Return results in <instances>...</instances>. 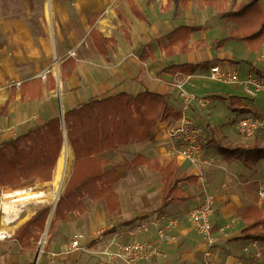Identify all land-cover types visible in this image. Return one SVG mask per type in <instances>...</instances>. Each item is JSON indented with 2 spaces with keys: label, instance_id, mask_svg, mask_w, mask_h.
<instances>
[{
  "label": "crops",
  "instance_id": "0c3cea01",
  "mask_svg": "<svg viewBox=\"0 0 264 264\" xmlns=\"http://www.w3.org/2000/svg\"><path fill=\"white\" fill-rule=\"evenodd\" d=\"M249 1L0 0V144L52 118L60 119L61 112L64 114L90 100L121 92L136 95L148 90L164 95L167 103L179 113L181 100L177 96V83L183 82L192 91L193 80L207 78L211 65H219L225 71L230 70V63L240 66L228 49L217 47V42L237 28V24L222 16ZM258 7L264 12V0L258 1ZM178 27L198 29L188 36L191 50L181 52L179 47H174V52L167 54L166 36ZM92 31L94 36H91ZM102 38L110 40L109 44L102 46ZM104 51L107 56L103 55ZM251 55L253 62L244 60L250 66L247 75L264 80V47ZM201 63H206V68L192 75L164 71L170 66ZM43 71H49L48 79L36 82ZM17 82L24 84L22 88L13 87ZM191 109L197 107L191 106ZM171 124L173 121L160 122L151 131L150 140L130 143L101 155L121 174L113 189L120 212L110 214L103 200L95 202L86 198L89 204L85 203V214L75 220V212L67 214L54 224L55 227L53 225L48 248L38 264L45 261L46 253L60 252L73 234L82 236L80 244L87 251L60 256L56 264H100L97 255L100 249L111 243L119 245L135 239L128 235L132 224L162 216L177 218L173 230L177 243L158 240L153 230L136 237L138 241L152 242L162 254L141 264H248L253 242L237 239L248 223L256 219L255 213H250L246 219L243 214L248 208H259L254 200L255 188L262 180L257 179V168L243 171L237 167L239 162H226L219 156V161L215 158L209 163L210 156L203 153L196 162L170 155L168 132ZM210 129L204 132L203 139ZM251 139L253 142L255 137ZM72 156L73 169V152ZM137 156L144 157L152 168L141 164L121 169L124 161L130 164ZM167 165H172L178 176L195 178L192 183H179L193 197L192 201H172L163 205L160 169ZM125 172L130 174L127 183L123 182ZM204 194L215 198L211 217L215 242L210 248L188 220L189 209L198 204ZM40 202L26 206L11 229L13 234L39 210ZM156 211L162 214H155ZM113 217L117 218L114 222ZM99 227L112 233L107 236L103 232L95 233ZM89 240H92L91 246ZM254 246L257 247V242ZM110 248L115 250L113 245ZM22 254L28 259L22 261ZM36 254V250L21 253L14 235L0 241V264H34Z\"/></svg>",
  "mask_w": 264,
  "mask_h": 264
},
{
  "label": "trees",
  "instance_id": "16d2710c",
  "mask_svg": "<svg viewBox=\"0 0 264 264\" xmlns=\"http://www.w3.org/2000/svg\"><path fill=\"white\" fill-rule=\"evenodd\" d=\"M259 0H250L239 4L235 10L222 17L237 24L223 39L217 42L222 47L229 40L239 41L251 51H259L264 46V12L258 7ZM198 29L178 27L166 36L167 54L179 47L181 52H188V36ZM94 32H91V36ZM102 46L110 40L100 39ZM198 43H196L197 45ZM104 56L107 53L103 52ZM206 63L196 65L170 66L164 71L172 74L192 75L206 68ZM49 74V73H48ZM49 75L46 76L48 79ZM36 82L41 79H35ZM52 80V78H51ZM24 84L21 85V88ZM227 100V98H224ZM229 103L239 106L236 110L247 111L238 98L230 97ZM64 127L67 142L74 155L71 175L59 196L54 211L53 225L75 212L78 216L86 213L84 200H103L110 214L119 213L120 205L114 186L121 179L120 172L102 158L105 152L115 151L130 143H142L151 139V131L160 122L175 121L179 117L166 100V96L144 90L136 95L124 92L105 98L90 100L74 109L64 112ZM257 137L249 144L237 143L233 146H218L217 155L223 161H237L244 168L252 170L264 161V143ZM262 137V136H261ZM64 134L58 117L38 125L26 133L0 144V188L19 184L36 177L48 178L55 167L63 146ZM141 164L152 168L142 156H137L130 164L126 161L121 169L128 170ZM163 181L161 200L163 205L172 201L186 203L193 197L180 186L181 181L194 182L192 176H178L172 165L160 169ZM49 207H42L14 233V239L21 253L34 252V243L43 233ZM250 213L256 219L248 223L237 241L264 242V215L260 208H248L243 214L246 219Z\"/></svg>",
  "mask_w": 264,
  "mask_h": 264
},
{
  "label": "built area",
  "instance_id": "2783aa9c",
  "mask_svg": "<svg viewBox=\"0 0 264 264\" xmlns=\"http://www.w3.org/2000/svg\"><path fill=\"white\" fill-rule=\"evenodd\" d=\"M74 56V53H70ZM49 71L39 74L41 80H45ZM208 79L212 82L233 85L241 88L245 97L255 98L260 92H264V80L255 75L248 74L240 78L236 72L223 70L219 65H211L208 69ZM19 82L13 87L19 88ZM177 96L181 100L179 117L170 125L169 154L181 157L191 162H196L201 156V144L203 141V128L193 119L187 116L191 106L199 109L207 107V100L195 96L189 91L183 82L176 84ZM239 135L254 138L256 135L264 137V115H245L237 123ZM36 187L3 188L0 192V241L13 237L12 227L19 221L26 206L34 202H40L43 198ZM44 194V193H43ZM258 206L264 205V185H259L256 191ZM215 198L211 194H204L202 200L188 211V220L194 231L201 237L203 243L210 248L215 239L212 234L211 217L214 213ZM53 207V206H52ZM178 223L177 218L162 216L150 221H138L130 226L128 235L135 238L146 235L151 230L158 240L167 243H177V237L173 233ZM80 234H73L70 242L60 252L46 253L42 264H56L57 258L74 252H86L87 248L80 244ZM132 240L124 244H109L97 252L100 264H141L149 263L153 259L162 256L161 252L150 241ZM115 246L111 250L110 246ZM254 245V242H253ZM205 255H209L206 251ZM41 256V253H40ZM39 256V258H40ZM39 261V259H38ZM38 264V262H37Z\"/></svg>",
  "mask_w": 264,
  "mask_h": 264
},
{
  "label": "rangeland",
  "instance_id": "374dc122",
  "mask_svg": "<svg viewBox=\"0 0 264 264\" xmlns=\"http://www.w3.org/2000/svg\"><path fill=\"white\" fill-rule=\"evenodd\" d=\"M221 40V39H220ZM228 42V43H227ZM224 43L222 47L218 48H226L228 49L232 54H233V59L238 60L237 62L240 63V66L236 63H230L229 67L231 72H236L240 78H243L247 73L249 72L250 66L248 65V62L244 60H248L249 62H253V56L250 54L251 53H257L259 51H251L246 45H244L242 42H234V41H227ZM233 42V43H232ZM227 45L225 46V44ZM239 45L241 47V50L237 49V46ZM264 47V46H262ZM261 49V48H260ZM248 51V52H247ZM223 67H225L223 65ZM227 69V68H224ZM227 71V70H226ZM258 73V72H257ZM208 78V77H207ZM204 78V79H199L195 78L193 80L194 83V88L191 91L192 93L195 94L197 97H202L205 98L208 102L207 107L204 109H199L197 108L196 110H189L187 112V116L189 118L195 120L196 123H198L202 128L203 132L207 131V129H210L207 133L205 138L202 141L201 144V151L204 155L207 156V154L210 156V159L207 161L209 163H213L214 159L217 158L219 161V158L215 152V149L218 146H233L234 144L237 143H250L252 142L251 138L243 137L239 135L237 131V123L239 119L245 115H264V92H260L255 98H247L244 95V92L242 91L241 88H238L233 85H228V84H223V83H217V82H212L209 79ZM263 79V78H260ZM230 97H235L238 99H241V106L245 107L247 111L245 112H240L237 109L239 107L237 103L232 104L229 103ZM224 98H227L224 99ZM245 104V105H244ZM257 141L259 143H264V137L260 136L257 137ZM62 149V148H61ZM201 153V154H202ZM207 156V157H209ZM220 157V156H219ZM114 158V157H111ZM115 158H118L117 156ZM73 163V159H72ZM72 163L70 166V169L68 170L67 173V179L65 182V185L71 175L72 172ZM237 167H241L243 171H247L245 168H243L240 163L237 164ZM255 168H257V173H258V178H262V180L258 181L257 187L255 188V192L257 191V188L259 185H264V161L259 162ZM53 174H54V169L51 173V176L48 178H41V177H36L30 180H25L22 181L19 184H15L12 186H5L0 188V192L3 188H14V187H25V186H32L36 187L40 192L45 193L43 198L40 200V208L42 207H49L50 210L52 208V197H53V192H54V187L52 186L51 182L53 180ZM129 172H125L123 176V182L127 183L130 174ZM65 185L63 187V190L65 188ZM139 188L141 184H138ZM62 190V192H63ZM118 190V187L116 188V191ZM61 192V194H62ZM60 194V195H61ZM59 195V196H60ZM59 199V197H58ZM255 202H257V196L255 194L254 198ZM39 202V201H38ZM58 202V200H57ZM57 202L55 204H57ZM84 202L86 204H89V200L85 199ZM125 201L122 200V207H124ZM56 207V205H55ZM39 208V209H40ZM259 208L262 211V214L264 215V205L259 206ZM55 211V209H54ZM155 214L161 215L162 213L159 211H156ZM79 216L73 217V220L78 219ZM48 219V218H47ZM54 219V212H53V218L50 221L49 228L47 230V233L44 238V231L40 235L39 240L35 243V250L38 251L40 249V242L44 239V243L41 248V255L47 250L49 241L51 239L52 233L54 229H51L50 226L52 225ZM113 217V222L115 221ZM55 227V225H54ZM45 230V229H44ZM118 230V225L115 228V231ZM96 231V232H95ZM95 233H106L105 235L107 236L109 233L111 234L112 232L107 231L105 227H99L98 229L94 230ZM99 234V235H101ZM104 235V236H105ZM92 239V238H89ZM90 242L92 240H89ZM92 242L89 244L91 246ZM250 247L253 249V253L250 254V259L248 261V264H264V242H257V247L253 244L250 245ZM85 254V253H83ZM257 255V256H256ZM28 256L26 254L21 255V260H27ZM33 263V261H32Z\"/></svg>",
  "mask_w": 264,
  "mask_h": 264
},
{
  "label": "bare ground",
  "instance_id": "6f19581e",
  "mask_svg": "<svg viewBox=\"0 0 264 264\" xmlns=\"http://www.w3.org/2000/svg\"><path fill=\"white\" fill-rule=\"evenodd\" d=\"M72 151L67 142V140L63 143L62 149L60 151V156L57 161L56 167L54 169L53 180L51 182L52 186L54 187L53 197L52 199V206L54 207L55 203L58 200L59 195L61 194L63 187L65 185L67 179V173L70 169L72 163ZM42 196L45 193L41 194ZM53 218V212L50 215V221Z\"/></svg>",
  "mask_w": 264,
  "mask_h": 264
},
{
  "label": "water",
  "instance_id": "95a60500",
  "mask_svg": "<svg viewBox=\"0 0 264 264\" xmlns=\"http://www.w3.org/2000/svg\"><path fill=\"white\" fill-rule=\"evenodd\" d=\"M60 121H61L62 131H63V134H64V140L66 141V132H65V127H64V116H63V112L60 113ZM55 205H56V204H55ZM55 205H54V207H52L51 210H50V213H49V216H48V219H47L46 225H45L44 234H43V235H44V238H45V235H46L47 230H48V228H49V224H50V215H51L52 212H54ZM43 243H44V239L40 242V249L37 251L36 258H35V261H34V264H37V262H38V259H39L40 253H41V248H42Z\"/></svg>",
  "mask_w": 264,
  "mask_h": 264
}]
</instances>
